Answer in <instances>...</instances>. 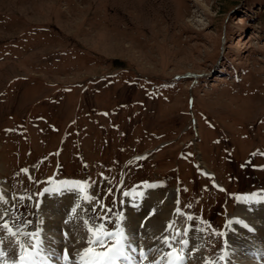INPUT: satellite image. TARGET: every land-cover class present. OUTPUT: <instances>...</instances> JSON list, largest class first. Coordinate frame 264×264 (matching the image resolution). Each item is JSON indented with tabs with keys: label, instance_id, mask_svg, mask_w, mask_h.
I'll return each instance as SVG.
<instances>
[{
	"label": "rangeland",
	"instance_id": "1",
	"mask_svg": "<svg viewBox=\"0 0 264 264\" xmlns=\"http://www.w3.org/2000/svg\"><path fill=\"white\" fill-rule=\"evenodd\" d=\"M0 181L26 231L55 181L110 230L128 194L175 189L217 262L264 195V0H0Z\"/></svg>",
	"mask_w": 264,
	"mask_h": 264
},
{
	"label": "bare ground",
	"instance_id": "2",
	"mask_svg": "<svg viewBox=\"0 0 264 264\" xmlns=\"http://www.w3.org/2000/svg\"><path fill=\"white\" fill-rule=\"evenodd\" d=\"M0 183L4 182L0 181ZM4 184H0V197H3V201H0V215L3 216L0 224L9 219V214L4 213L6 202H8L6 183ZM74 185V183L55 181L42 193L38 207L39 226H37L38 229L40 228V237L47 248L55 250L57 256H61L63 249L67 248L70 256L76 258L77 253L87 247L84 240L87 239L88 234L83 221L86 219L87 204L93 203L95 194L90 188L82 192ZM155 189L135 191L127 195L125 208L119 216L123 217L120 220V226L138 248L161 249L160 252L151 253L149 261L145 264H149L152 259L159 260L164 253L170 251L160 239H157L163 236L175 237L172 241L175 248L181 247L179 244L181 239H188L186 256L191 249L201 246L186 264H204V258H207L203 248L205 242L203 243L199 236L190 231V226L183 222L186 215L179 209V191L176 190V193L175 189H169L163 194H158ZM85 195L92 199H83ZM237 204L238 207L228 222L224 247L220 254L221 256L227 252V256L224 261L218 260L217 264H228V261L230 264H264V259L261 258L264 254V195L260 193L248 195ZM74 208H76L75 213L72 211ZM169 223L173 225L170 229ZM185 228L189 229L188 236H176L177 230L183 232ZM66 232L67 239L64 235ZM0 239L4 240L0 244V250L7 254L4 259L7 261L14 259L16 246L2 229H0ZM77 241L80 242L77 243ZM133 255H137L138 258V253ZM55 264H63V262L56 260ZM161 264L164 262L162 261Z\"/></svg>",
	"mask_w": 264,
	"mask_h": 264
},
{
	"label": "snow or ice",
	"instance_id": "3",
	"mask_svg": "<svg viewBox=\"0 0 264 264\" xmlns=\"http://www.w3.org/2000/svg\"><path fill=\"white\" fill-rule=\"evenodd\" d=\"M26 171V170H22ZM74 187H79L83 192L86 185L82 186L79 183L74 185ZM25 197H21L24 199ZM85 200H91L90 196H83ZM30 199V197H29ZM0 201H3V197H0ZM99 203V202H97ZM79 207V205H77ZM103 208V205H101ZM73 213L76 212L74 208ZM95 211V209H93ZM179 212V210H177ZM107 216L92 217L90 219H85L83 221L85 231L87 232V239L84 243L87 247H84L77 253V257L73 258L70 256L69 250L64 248L61 256H57L55 250L49 249L44 245V241L40 237V230L36 231H26L25 229L32 222L29 220H24L22 217H13L14 221H19L15 229L10 226V222L4 220L0 224V229L10 238L16 246L15 258L10 261L5 260L6 252L0 250V264H55L56 260H62L63 264H145L149 261V255L153 252H160L161 249L148 248L136 246L134 241L129 238L125 233L124 229L120 226V217L116 222V228L110 230L106 228L103 222L95 223L96 220L104 221ZM188 220H192L193 217L188 216ZM0 220H3V216L0 215ZM91 220V222H90ZM68 223V221H65ZM143 227V225H141ZM172 223H169L168 228H172ZM245 227H247L245 225ZM167 230V229H166ZM189 229L185 228L183 232L180 230L176 231V236H188ZM65 239L68 238V233L65 234ZM26 238V240H25ZM161 242L170 249L169 252L164 253L159 260L152 259L149 264H186L187 260L194 255L195 252L200 250L201 246H196L191 249L188 255H185V250L188 249L189 240L181 239L179 244L180 248L173 247L172 241L175 237L163 236L158 237ZM4 242L0 239V244ZM80 241H77L79 243ZM138 253L137 255H133ZM227 256V252L219 257L220 261H224ZM264 259V254L261 255ZM204 264H217L216 261L204 258ZM230 264V261H228Z\"/></svg>",
	"mask_w": 264,
	"mask_h": 264
}]
</instances>
